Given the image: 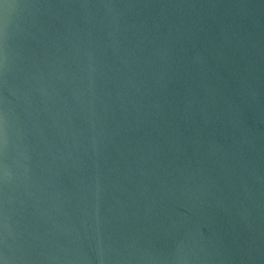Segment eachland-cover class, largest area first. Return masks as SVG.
Here are the masks:
<instances>
[{"label": "water", "instance_id": "95a60500", "mask_svg": "<svg viewBox=\"0 0 264 264\" xmlns=\"http://www.w3.org/2000/svg\"><path fill=\"white\" fill-rule=\"evenodd\" d=\"M4 264H264V0H3Z\"/></svg>", "mask_w": 264, "mask_h": 264}, {"label": "snow or ice", "instance_id": "6c2138e0", "mask_svg": "<svg viewBox=\"0 0 264 264\" xmlns=\"http://www.w3.org/2000/svg\"><path fill=\"white\" fill-rule=\"evenodd\" d=\"M0 4H3V0H0ZM0 264H4V260L0 259Z\"/></svg>", "mask_w": 264, "mask_h": 264}]
</instances>
